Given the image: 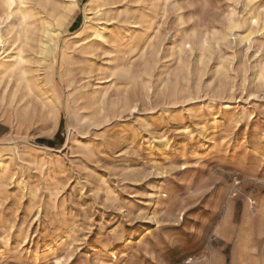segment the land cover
<instances>
[{
	"label": "rangeland",
	"instance_id": "374dc122",
	"mask_svg": "<svg viewBox=\"0 0 264 264\" xmlns=\"http://www.w3.org/2000/svg\"><path fill=\"white\" fill-rule=\"evenodd\" d=\"M75 1L0 83V264H264V0Z\"/></svg>",
	"mask_w": 264,
	"mask_h": 264
},
{
	"label": "bare ground",
	"instance_id": "6f19581e",
	"mask_svg": "<svg viewBox=\"0 0 264 264\" xmlns=\"http://www.w3.org/2000/svg\"><path fill=\"white\" fill-rule=\"evenodd\" d=\"M1 1L3 3V6H2L3 10L0 13V28H1V25L2 26H3V24L6 25L4 21L8 20V18L11 15H13L11 18H13L12 21H14V22L13 23H11V22L9 23V21H8L9 24L7 23L8 25L6 27L4 26V28H7V30L5 29L7 31V36H9L10 34L14 33L13 44H18V45H16V47L13 49V52L11 54L2 57L6 53V51L4 49V46L6 44V41H8V40H6L4 38L5 36L2 35L3 33H1V29H0V52H1V54H0V83H1V80H3L5 78V80L6 79L11 80V81L14 80L15 84H18V83L21 84V82H22V83H25L26 85H28L29 80H27L28 77L26 78V72L24 70V62H25V60H24V56H23V51H26V50H24V48L22 49V46H23L22 43H24V42L21 41V38L24 39L23 41H25V43H26V41H28L30 39V38H27V35L30 32L28 31V33L27 32L24 33L25 28H32V26H34V23L37 22V21L36 22L32 21L33 23H29L30 21L28 22V20L29 19L32 20V18L34 16H42L40 19L37 18L38 19V24H39V27H37V28L38 29L41 28V38L39 37L40 40L37 38V40H38V42L40 44L39 45L40 46V50H41L40 54L42 55L44 51L53 52V49H51L49 47V44L52 42V39L54 38L53 36H55L54 35L55 33L53 34V30H52V29H54L53 23L54 24L56 23L57 26L60 28L62 25H64L65 16L62 15L61 18H59V19L57 18L56 19V17H54V16H53V18L51 17V13L58 12L59 10L67 11V10H65L66 7H69V8H67L68 10L70 9V7L75 9V8H77L76 7L77 6V4H76L77 1H75V0H61V2L58 4V6H56L55 8L51 9V12H48L46 9H41V7L39 8V6H38L39 4L36 5V2L38 0H1ZM104 2H105V0H87V2L84 5L86 14H85V17H84L83 26L77 32L72 34L71 40H80V38H83L82 36H86L84 40L92 39V40H94V42H95V40H99V41H104L105 43H107L106 39H108V37H107L108 34H106L105 30L102 28L103 24L102 25H101V23L100 24L99 23L96 24L94 22V20H91V18H90L91 16L88 17V15H92V17H93V16H97L99 13H101L102 12L101 11L102 3H104ZM28 3H30L29 4L30 7H26L28 5ZM54 3H55V1H54ZM13 7H15V11L12 14ZM252 8H254V7H252ZM256 16H255V18H257ZM52 21H55V22L52 23ZM258 22H257L256 19L254 20L255 24L258 23ZM35 26L33 28H36ZM59 28H57V29L59 30ZM2 30H3L2 32H5L4 29H2ZM26 30H28V29H26ZM58 30H57V33H58ZM22 32H23V36L21 37L20 33H22ZM54 32H55V30H54ZM58 34L56 36H58ZM19 37H21V38H19ZM29 37H30V34H29ZM26 38H27V40H25ZM31 43H32V41H31ZM97 45H99V44H97ZM23 47H25V45ZM26 47L27 48L29 47V45H27V43H26ZM26 47H25V49H26ZM94 48H95L94 43H89L88 45H83L78 50H79V52H81L83 54L91 55ZM35 49H37V48H35ZM27 51H29V50H27ZM49 55H50V53H49ZM62 57H63V59H66L67 55L65 53H63ZM38 61H39V59H38ZM38 63L36 62V64H38ZM7 84H9V82ZM12 85H13V82H12ZM16 88H17V86H16ZM11 89H12V87H11ZM14 89H15V87H14ZM14 89H13V91L11 90L12 91L11 93H9V94H11V97H14L15 94H16V91ZM17 92H19V91H17ZM96 92L98 93L97 90L93 91V93H96ZM26 93H27V89H26ZM12 99H14V98H12ZM9 100L11 101V99H9ZM20 100H21V98H20ZM17 103H19V102H17ZM23 107H25V105ZM23 107H22V109H23ZM27 107H29V106H27ZM226 108L229 109V107H226ZM26 110H25V113L27 112ZM100 111H101V109H100ZM18 113H20V115H21V111L18 112ZM22 113H24V112H22ZM22 116H23V114H22ZM20 119H22V118H20ZM166 144H167L166 140H163V141L160 140L157 143V147H165ZM31 159H32L31 162L35 163V164L37 162H44V160L42 161V157L39 158V157H36V156H31ZM10 177L11 176L9 175L8 166L2 162V157H0V182L1 183H3V182L5 183L6 180L8 181L9 179H11ZM15 185L17 187L24 186L23 182L19 181V180H17L15 182ZM29 195L31 197H33L32 193H30Z\"/></svg>",
	"mask_w": 264,
	"mask_h": 264
}]
</instances>
